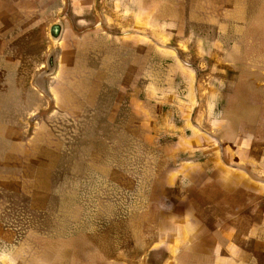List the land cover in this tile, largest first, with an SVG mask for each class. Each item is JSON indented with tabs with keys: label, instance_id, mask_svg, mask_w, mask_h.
Masks as SVG:
<instances>
[{
	"label": "crops",
	"instance_id": "0c3cea01",
	"mask_svg": "<svg viewBox=\"0 0 264 264\" xmlns=\"http://www.w3.org/2000/svg\"><path fill=\"white\" fill-rule=\"evenodd\" d=\"M151 51L182 123L134 106ZM0 264H264V0H0Z\"/></svg>",
	"mask_w": 264,
	"mask_h": 264
},
{
	"label": "rangeland",
	"instance_id": "374dc122",
	"mask_svg": "<svg viewBox=\"0 0 264 264\" xmlns=\"http://www.w3.org/2000/svg\"><path fill=\"white\" fill-rule=\"evenodd\" d=\"M138 57L142 58L145 61L147 59L149 64L143 69H141L140 71V73L142 72V75L144 77H147V79L144 78L147 81V83L143 82L141 85L133 83V85L135 84L134 88L136 87V85L137 87L139 85L138 88L136 87V90L138 89L139 96L144 98V101H138V100L134 101V106L136 107V109H138L139 111L146 110L148 113H150L151 114L150 120H152L155 125L164 126V123H165V126L167 127L170 124H174V122H179V117L177 116V113L179 112L178 111L179 108H182V107L187 108L189 106L191 108L193 106L194 108L193 110L196 109L194 103L189 104V101H186L185 104L184 103L181 104V101H178V100L174 101V100L169 99L170 97L169 95H171L172 92L174 91L173 84H162V83L160 84V82L158 83L157 80L154 81L156 77L158 78V76H160V72H159L160 69H158V66H157L158 61L160 59L158 60L155 52L151 51V53H148V54L142 53L141 55H138ZM161 77H162V73H161ZM158 79L161 81V78H158ZM148 81H153V82L148 83ZM140 104H142L141 107H140ZM173 109L175 110L174 112H173ZM107 115L104 118H101V121L96 116L94 118H90V121L87 122V124L84 123L85 133L83 132L74 133V135H72L74 137L73 139H75L76 141L77 147L75 146L74 153H73L74 148L71 146L69 147L68 152L70 155L72 154L75 157L79 156L81 159L87 158L89 155L92 154V151H96V141L101 142L102 144H105V146H107V142L111 140V142H114V145H118L115 142L118 141V139H122L123 137L121 135L122 133L120 130L113 131V132H111L112 130L111 131L109 130V127L112 124V122L110 123V117ZM121 119L119 117L117 121L119 122ZM193 119H196L195 114L194 115L192 114V120ZM44 121L49 124L54 123L53 125H58V127L60 126L62 122L60 118H56L55 120V118L53 117H49V118L45 117ZM120 122H123V121H120ZM180 122L182 123L183 121H180ZM88 124H90L89 127H88ZM96 127H99L98 130H96ZM55 134H56V131H54L53 135ZM79 136L81 137L79 138ZM91 141H95V143L93 144ZM89 143L92 144V146L89 145ZM88 145L91 147H89ZM58 149L60 150L59 147ZM57 150L53 151L54 162L57 161L59 157V153ZM93 165L96 168V163ZM89 168H91V166ZM84 170L86 172H89V173H86V176L84 178L85 191H92V187H93L92 186V169H88L87 165H85ZM87 219L89 218L85 219L84 226L91 225L90 221H88Z\"/></svg>",
	"mask_w": 264,
	"mask_h": 264
},
{
	"label": "flooded vegetation",
	"instance_id": "af4514ba",
	"mask_svg": "<svg viewBox=\"0 0 264 264\" xmlns=\"http://www.w3.org/2000/svg\"><path fill=\"white\" fill-rule=\"evenodd\" d=\"M57 50L56 49H54L53 51H52V55H51V63H50V67H48L46 70H44L43 72H42V75H44V76H48V75H50V74H53L54 72H55V68H56V63H57ZM41 75V76H42ZM45 93L48 95L49 94V92H48V90L46 91L45 90Z\"/></svg>",
	"mask_w": 264,
	"mask_h": 264
},
{
	"label": "water",
	"instance_id": "95a60500",
	"mask_svg": "<svg viewBox=\"0 0 264 264\" xmlns=\"http://www.w3.org/2000/svg\"><path fill=\"white\" fill-rule=\"evenodd\" d=\"M39 85H40V87H42V88H43V85H42L41 83H40Z\"/></svg>",
	"mask_w": 264,
	"mask_h": 264
}]
</instances>
